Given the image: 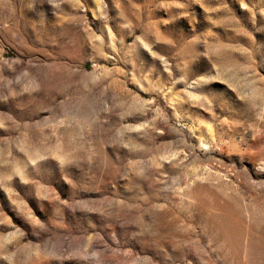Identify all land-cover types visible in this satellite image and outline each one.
<instances>
[{
	"label": "rangeland",
	"instance_id": "rangeland-1",
	"mask_svg": "<svg viewBox=\"0 0 264 264\" xmlns=\"http://www.w3.org/2000/svg\"><path fill=\"white\" fill-rule=\"evenodd\" d=\"M0 264H264V0H0Z\"/></svg>",
	"mask_w": 264,
	"mask_h": 264
}]
</instances>
